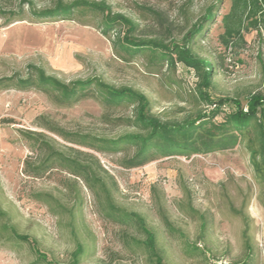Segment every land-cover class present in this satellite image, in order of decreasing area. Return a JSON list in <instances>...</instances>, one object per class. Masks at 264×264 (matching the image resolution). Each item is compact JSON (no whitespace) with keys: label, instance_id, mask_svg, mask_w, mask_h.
I'll use <instances>...</instances> for the list:
<instances>
[{"label":"rangeland","instance_id":"rangeland-1","mask_svg":"<svg viewBox=\"0 0 264 264\" xmlns=\"http://www.w3.org/2000/svg\"><path fill=\"white\" fill-rule=\"evenodd\" d=\"M31 1L40 10L54 0ZM90 1H103L131 19L135 37L185 44L209 62L212 96L244 105L264 93V17L253 15L244 0ZM3 12L19 16L6 23ZM100 20L88 12L70 20L36 19L22 0H0V77L25 76L32 65L65 84L98 78L143 94L162 121L182 122L206 108L196 96V78L179 65L153 66L147 53L129 62L118 59L110 43L114 34L103 36ZM225 26L242 37L227 48L219 41ZM131 111L127 105L105 106L91 93L65 105L55 93L0 91V264H70L77 245L83 250L79 264H154L132 241L144 236L103 219L81 181L60 170L36 179L23 174L25 162L44 159L42 143L66 155L69 147L88 151L48 127L115 139L135 132L117 122ZM249 150L256 153L254 161ZM132 154L129 149L94 156L106 172L101 177L112 203L144 219L163 264H241L247 257L248 264H264V151L254 128L230 150L121 168L120 160ZM163 218L175 232L167 231ZM11 230L34 241L47 263L37 262L30 244L15 240Z\"/></svg>","mask_w":264,"mask_h":264},{"label":"trees","instance_id":"trees-1","mask_svg":"<svg viewBox=\"0 0 264 264\" xmlns=\"http://www.w3.org/2000/svg\"><path fill=\"white\" fill-rule=\"evenodd\" d=\"M244 1L250 6L253 15L260 14L264 17V0ZM22 4H26L31 15L36 19L70 20L77 12L98 14L101 16L100 33L105 37L114 34L110 43L118 59L129 62L134 56L147 53L148 61L153 66L174 69L176 65H179L185 72L192 73L196 78L195 93L206 108L182 122H169L152 115L151 103L143 94L130 88L116 89L98 78L65 84L47 75L42 68L32 65L27 67L25 76L14 73L11 76L0 77V91L35 89L42 93H55L59 102L65 105L75 103L91 93L105 106L131 107V116L118 119L117 122L134 129L135 132L115 139L66 133L60 129L48 127L49 131L64 142L88 151L69 147V155H66L42 143L41 146L45 151L44 159L37 165L25 162L23 174L36 179L54 170H60L81 181L97 200L103 219L119 226L133 227L144 236L142 241L133 239L134 244L143 246L154 264H163L156 250L155 235L146 227L144 219L112 203L111 192L101 177V173L106 174V172L101 168L94 153L117 154L133 149V154L130 157H123L119 166L123 169H135L156 158L208 155L233 149L239 143V136L250 128L257 131L261 149L264 151V93L251 95L244 105L232 99L212 96L213 71L209 62L195 57L185 44L173 41L165 43L159 38L135 37L136 28L133 21L120 13L113 12L111 7L103 1L54 0L50 7L40 10L33 7L31 0H22ZM212 8L208 9V13ZM1 16L5 18L6 23H10L19 15L3 12ZM241 39L240 34L230 26H225L223 34L219 37L220 43L226 48ZM249 154L254 161L256 153L249 150ZM112 187H116L114 182ZM163 224L169 233L175 232L165 218H163ZM201 227L204 228V223ZM11 234L15 240L30 244L37 262L47 263L46 256L36 249L34 241L27 236L17 235L13 230ZM194 249L196 250L197 247ZM82 252V247L77 245L71 255L70 264H79ZM246 259L248 260V257ZM247 260L241 264H248Z\"/></svg>","mask_w":264,"mask_h":264}]
</instances>
